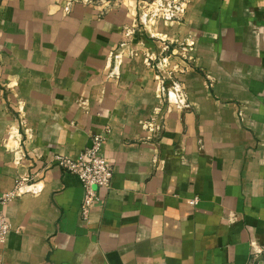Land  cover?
I'll use <instances>...</instances> for the list:
<instances>
[{"label": "crops", "instance_id": "obj_1", "mask_svg": "<svg viewBox=\"0 0 264 264\" xmlns=\"http://www.w3.org/2000/svg\"><path fill=\"white\" fill-rule=\"evenodd\" d=\"M102 1L0 0V194L34 178L0 264H264V0ZM97 134L113 180L86 222L51 162Z\"/></svg>", "mask_w": 264, "mask_h": 264}, {"label": "built area", "instance_id": "obj_2", "mask_svg": "<svg viewBox=\"0 0 264 264\" xmlns=\"http://www.w3.org/2000/svg\"><path fill=\"white\" fill-rule=\"evenodd\" d=\"M71 1L91 2V0ZM103 2L105 1L103 0ZM149 7V9L143 7L145 16L150 17L149 21H155L157 18L176 20L184 12L183 0H154L151 1ZM148 10L151 12H148ZM186 52H189V50L187 49ZM104 142L105 135L97 134L92 138L91 147L81 152L76 159L56 155L51 162V164H55L79 179L83 188L80 217L86 222L89 220L93 205L98 199V190L101 188L109 189L113 180V168L103 155ZM33 181V177H20L16 180L13 190L0 194V246L6 244L8 235L11 232V226L5 217L3 208L11 201L19 198L27 183L30 184ZM197 202L198 199H194L191 204L196 205ZM252 247L255 258L264 257V244L256 245L252 243Z\"/></svg>", "mask_w": 264, "mask_h": 264}, {"label": "rangeland", "instance_id": "obj_3", "mask_svg": "<svg viewBox=\"0 0 264 264\" xmlns=\"http://www.w3.org/2000/svg\"><path fill=\"white\" fill-rule=\"evenodd\" d=\"M151 1L153 2L154 0H148L147 3L144 5L146 7V9L150 8L149 5L151 4ZM144 6H142V7H144ZM152 10H153V8H152ZM148 12H151V11L148 10Z\"/></svg>", "mask_w": 264, "mask_h": 264}, {"label": "water", "instance_id": "obj_4", "mask_svg": "<svg viewBox=\"0 0 264 264\" xmlns=\"http://www.w3.org/2000/svg\"><path fill=\"white\" fill-rule=\"evenodd\" d=\"M261 259L260 260H263V257H260Z\"/></svg>", "mask_w": 264, "mask_h": 264}]
</instances>
